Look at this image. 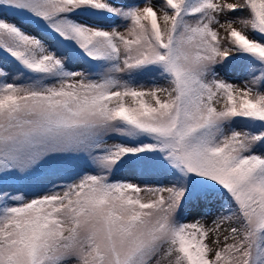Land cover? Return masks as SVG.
I'll return each mask as SVG.
<instances>
[{
    "label": "snow or ice",
    "instance_id": "snow-or-ice-1",
    "mask_svg": "<svg viewBox=\"0 0 264 264\" xmlns=\"http://www.w3.org/2000/svg\"><path fill=\"white\" fill-rule=\"evenodd\" d=\"M262 89L264 0H0V264H264Z\"/></svg>",
    "mask_w": 264,
    "mask_h": 264
},
{
    "label": "rangeland",
    "instance_id": "rangeland-1",
    "mask_svg": "<svg viewBox=\"0 0 264 264\" xmlns=\"http://www.w3.org/2000/svg\"><path fill=\"white\" fill-rule=\"evenodd\" d=\"M126 2H127V0H126ZM236 26L239 27V25H236ZM120 30L124 31V27L122 24L120 25ZM221 35L222 36L224 35L222 30H221ZM221 75H223V73H221ZM224 78L229 79L230 82H232V83H234L240 87H244L245 83L248 79L247 74L240 72V71H236L234 73H231L229 76H225ZM153 81L156 84L167 87L166 82L163 79L156 77V76L146 75V76H142V77L138 78V83L145 85L146 87H151ZM262 90H264V89H262ZM238 126L243 127V122H240V124ZM113 136H115V134H112V133L109 134V137H113ZM109 137H106L109 144L118 142V138L117 139H110ZM258 151H264V149H258ZM88 168H89V165H88L87 160L81 159V161L79 162V166L75 170H73L72 172L64 174L63 179H59V178H53V179H56L57 183H67V182H70V177H75L76 172L86 170ZM127 175H128V173H121V174H119L118 178L123 179ZM143 181H147V183H143ZM133 182L140 184L141 187L166 186V181H165V178L163 175H148V176L141 177L140 179L134 180ZM46 184H47V182L45 181V184H42V185H35V184L26 185L25 190H30L33 192L39 191ZM140 195L144 196L145 199L153 198V197H150L146 193H141ZM220 211H221L220 202L214 201L212 204L204 206L201 209H199L198 210L199 215L197 214V212H193L191 210L185 212L184 213V218H185L184 222H194L195 220L201 219V217H203L202 223H204L206 227H212L213 225L211 222L213 219L216 218V216L219 214ZM231 226H235L234 221L231 223L223 224L221 231L223 232V230L225 228H229ZM211 235L212 234H210V238H211ZM222 239H223V237H221V240Z\"/></svg>",
    "mask_w": 264,
    "mask_h": 264
}]
</instances>
